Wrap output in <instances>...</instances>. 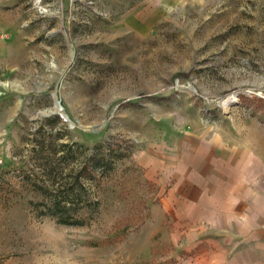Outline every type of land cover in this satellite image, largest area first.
<instances>
[{"label": "rangeland", "instance_id": "374dc122", "mask_svg": "<svg viewBox=\"0 0 264 264\" xmlns=\"http://www.w3.org/2000/svg\"><path fill=\"white\" fill-rule=\"evenodd\" d=\"M220 130L264 132V0H0V264H174L161 162Z\"/></svg>", "mask_w": 264, "mask_h": 264}, {"label": "crops", "instance_id": "0c3cea01", "mask_svg": "<svg viewBox=\"0 0 264 264\" xmlns=\"http://www.w3.org/2000/svg\"><path fill=\"white\" fill-rule=\"evenodd\" d=\"M245 135L220 130L163 158L174 264H264V132Z\"/></svg>", "mask_w": 264, "mask_h": 264}, {"label": "trees", "instance_id": "16d2710c", "mask_svg": "<svg viewBox=\"0 0 264 264\" xmlns=\"http://www.w3.org/2000/svg\"><path fill=\"white\" fill-rule=\"evenodd\" d=\"M96 150H98L99 152L103 151L104 154L103 156H100L99 154H94L90 158L87 159V162L84 164V170L82 171V173H84L83 174L84 177H87L88 180L95 179L96 177L95 169H100L101 163H105V161H110L107 159H113V158L122 159L127 156L126 152H125L126 155L121 154L118 148L115 147L113 144L96 147ZM68 202L66 198H60L57 196V199L50 200V205L53 208L59 210L60 208H62V206L63 208H66L68 205ZM60 223L69 224V222H66L65 220H62ZM74 224H78V223H74Z\"/></svg>", "mask_w": 264, "mask_h": 264}, {"label": "water", "instance_id": "95a60500", "mask_svg": "<svg viewBox=\"0 0 264 264\" xmlns=\"http://www.w3.org/2000/svg\"><path fill=\"white\" fill-rule=\"evenodd\" d=\"M229 102H230V101L225 102L224 105H225V106L228 105ZM58 104H59V106H60V103H59V102H58ZM60 110H62L61 106H60ZM62 118L67 119V117H65L64 114H62Z\"/></svg>", "mask_w": 264, "mask_h": 264}, {"label": "bare ground", "instance_id": "6f19581e", "mask_svg": "<svg viewBox=\"0 0 264 264\" xmlns=\"http://www.w3.org/2000/svg\"><path fill=\"white\" fill-rule=\"evenodd\" d=\"M58 105V104H57ZM58 109H60V107L58 106ZM66 117V116H65Z\"/></svg>", "mask_w": 264, "mask_h": 264}]
</instances>
